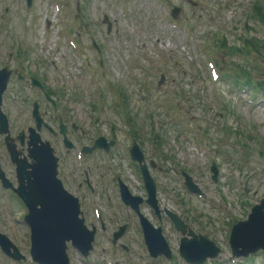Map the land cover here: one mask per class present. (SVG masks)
I'll use <instances>...</instances> for the list:
<instances>
[{
    "label": "rangeland",
    "instance_id": "rangeland-1",
    "mask_svg": "<svg viewBox=\"0 0 264 264\" xmlns=\"http://www.w3.org/2000/svg\"><path fill=\"white\" fill-rule=\"evenodd\" d=\"M173 4L177 3V0H172ZM198 3L203 7L215 8L213 11V18H216V12H219L218 16L225 18L226 22L229 23L230 27H238V21L240 18H243L245 15V11L242 6H232L228 0H197ZM245 3V0L240 1V4ZM136 5V8H135ZM110 8L113 12V8L110 4H104L99 1L87 0L83 7L86 9L88 13L91 23L94 26L95 33L98 37V41L103 47L105 55L107 56L110 66L112 68L113 77L117 83L118 87H121L127 93L129 99V107L132 113L133 118L138 119L136 128L140 129L141 136L139 139L142 143V148L147 154L148 158L153 161H158L156 154H163L166 157H173L181 159V154L183 151H190V143L189 139L186 136H182L173 126H165L162 121H157L154 116H149L146 111V103H148L145 99H148V95H143L140 92V86L135 85L131 82L130 77L127 75V63L130 65L135 62L134 67H146L145 61L142 59L144 56H155L158 60L157 66L152 70L148 75L149 81H154L156 78L157 71H163L166 73V82L169 86L168 79L170 77L177 78L180 82H182L185 86L186 96L190 99L185 98L183 102V106L185 109H189V106L193 107L192 100L199 103L200 101H207L210 99L209 96V81L206 78V75L200 70V62L198 57L200 56L197 48V40L200 41L206 35L208 37L211 36L212 29H206L201 26L200 19L197 12H191L186 7L181 9L180 15H186L188 21H190L191 27L194 29L195 39L193 41V45L186 48L182 54L176 53L177 56L183 59L185 63L184 70H178L177 68L172 67L171 59L172 55H170L167 51H161L160 54L156 53V50L153 49V42L156 39V27H157V19L155 17L154 12L166 13L167 8L161 6L157 8L155 5L146 2L145 0H130V8L134 13V17L128 19L127 21H121L122 26L117 31L115 35L113 31L110 34L106 33V24L103 23V17H106L107 21L111 22L113 20V15L106 8ZM233 9V10H232ZM235 18H232V17ZM116 22V21H114ZM182 23H186L185 20L181 18ZM134 31V33H131ZM9 35L14 39L21 40L20 49L27 50V54L25 57V66L26 69H30L31 71H39L40 78L44 80L48 86L52 89H58L59 87L64 92V95L60 96V101L63 103V106L67 109V114L71 116V118L75 119L79 124L88 126L90 113L87 110V97H84V100L81 99L83 95H85V88L81 85V83H77L73 76L75 70L71 66H65L64 61L61 60L60 64H58L59 68L55 71L50 66V61L52 58L58 57L57 53L51 50L52 47L45 45L41 42L37 36H29L23 37L20 34L18 24H16L15 28L9 31ZM256 37L258 39L264 38V30L260 32H256ZM54 38V37H51ZM52 43L54 46L55 40L47 41ZM182 47V46H181ZM158 48V47H157ZM183 50V48H182ZM25 53V52H24ZM264 53V50H263ZM216 59L220 62V64L225 68L227 63L231 64L229 58L222 54V52L217 51L215 53ZM146 58V57H145ZM0 60L1 63H5L3 58V49H2V41L0 42ZM57 61V59H55ZM124 60V67L122 65V61ZM233 62V61H232ZM256 67L259 69L257 74H261L260 72L264 69V62L257 58ZM223 68V71H224ZM172 73V75H169ZM135 74V73H134ZM137 74V73H136ZM140 76V70L137 74ZM264 78V76H262ZM154 97V96H153ZM156 98V97H154ZM160 101L164 100L163 98H158ZM227 104L230 106L232 110L238 113V121H235V118L230 116L228 121H231L233 125L235 123L238 124L239 129L242 130L243 121L251 122L252 126L256 131H258V135L261 140L264 142V110L257 109L254 111H249L246 107H243L242 104L237 103L232 97H229ZM149 105V104H148ZM149 111H152V107H148ZM7 112L12 121H14V130L19 129V125H23V121L26 120V116L20 114L16 111L10 101H7ZM203 111L197 112L196 110H192V115L196 117L197 120H200L203 117ZM109 115L113 118V111H109ZM154 125V127L152 126ZM164 125V126H163ZM164 127V129H157ZM245 128V127H244ZM157 132H160L157 133ZM158 134L162 137V143L159 144L160 148L156 151L154 147L155 142L151 143L150 139L152 135ZM91 135V133H90ZM92 136V135H91ZM180 144H182L180 146ZM175 146L173 149L172 146ZM171 146V147H170ZM165 165V164H164ZM248 174L253 176L254 178L249 185V197L251 198V202H253V194L254 192L257 194V197H264V186L261 185L260 181H263L264 172L261 168L254 163L253 158L248 160ZM6 166V164H5ZM167 166V165H165ZM186 167H188V171L193 178V183L199 187L201 190L207 193H211V185L207 182L206 174L201 170V165H196L191 168V164L186 162ZM71 173H73L72 168H68ZM69 176V175H68ZM72 176H69L66 179L67 185L73 189L72 187ZM158 179L161 181V198L164 200L165 206L168 209H171L172 212L177 214H182V209H177L169 202L168 197L166 196V192L164 190L165 187H170L168 181L165 180L163 176L158 175ZM257 180V187H255V181ZM182 204L184 206L186 213L184 214V219L190 224L189 227L196 233H198L199 229L197 228L198 223H202L204 227L207 229V233L211 234L208 230H214L215 228V218L212 217L211 212L207 210V208L201 206L196 201L191 198L182 196L181 194H176ZM11 204L18 203V201L12 197L10 199ZM21 208H17V217ZM188 211V212H187ZM4 214H6V207L3 209ZM241 217L238 212V208L236 209V218ZM7 222H1L0 225L7 224L9 225L10 238L21 248L24 247V240L26 235V229L21 227H14V225L8 222V219L5 217ZM173 233V232H172ZM124 237L121 240V243L127 245L132 252V258L135 260V253L137 251H142L140 245L137 242L136 235L133 234L131 230L123 235ZM173 237H175L173 233ZM221 236L215 235L214 238L219 239ZM176 238V237H175ZM176 239H173V243H175ZM106 243H103V247H105ZM27 249V244L24 247V251ZM101 252V253H99ZM119 254L120 251H117ZM106 258V251L103 248H97L93 253L90 254L89 260L87 262H92V264H103V260ZM125 257L122 255L121 259ZM78 259H76V262ZM121 261V260H120ZM221 261H225L224 256H222ZM162 264L160 261H153L151 264ZM220 263V264H222ZM0 264H9L6 260L0 257Z\"/></svg>",
    "mask_w": 264,
    "mask_h": 264
}]
</instances>
